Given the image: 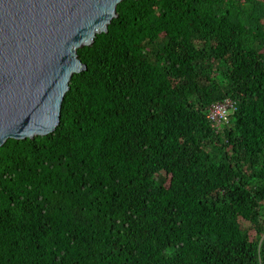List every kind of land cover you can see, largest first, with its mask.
<instances>
[{
    "label": "trees",
    "instance_id": "obj_1",
    "mask_svg": "<svg viewBox=\"0 0 264 264\" xmlns=\"http://www.w3.org/2000/svg\"><path fill=\"white\" fill-rule=\"evenodd\" d=\"M76 55L0 146V264H264V0H122Z\"/></svg>",
    "mask_w": 264,
    "mask_h": 264
},
{
    "label": "water",
    "instance_id": "obj_2",
    "mask_svg": "<svg viewBox=\"0 0 264 264\" xmlns=\"http://www.w3.org/2000/svg\"><path fill=\"white\" fill-rule=\"evenodd\" d=\"M122 0H0V146L52 132L76 50L106 32Z\"/></svg>",
    "mask_w": 264,
    "mask_h": 264
},
{
    "label": "built area",
    "instance_id": "obj_3",
    "mask_svg": "<svg viewBox=\"0 0 264 264\" xmlns=\"http://www.w3.org/2000/svg\"><path fill=\"white\" fill-rule=\"evenodd\" d=\"M227 108H228V103L225 101L222 103L213 104L208 109V116L212 121L218 123L220 122V120L225 118Z\"/></svg>",
    "mask_w": 264,
    "mask_h": 264
},
{
    "label": "rangeland",
    "instance_id": "obj_4",
    "mask_svg": "<svg viewBox=\"0 0 264 264\" xmlns=\"http://www.w3.org/2000/svg\"><path fill=\"white\" fill-rule=\"evenodd\" d=\"M221 121V120H220Z\"/></svg>",
    "mask_w": 264,
    "mask_h": 264
}]
</instances>
